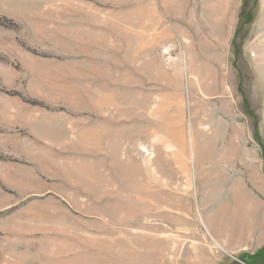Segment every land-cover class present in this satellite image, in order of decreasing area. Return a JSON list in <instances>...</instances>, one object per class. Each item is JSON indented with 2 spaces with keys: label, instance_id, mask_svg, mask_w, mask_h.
Listing matches in <instances>:
<instances>
[{
  "label": "rangeland",
  "instance_id": "1",
  "mask_svg": "<svg viewBox=\"0 0 264 264\" xmlns=\"http://www.w3.org/2000/svg\"><path fill=\"white\" fill-rule=\"evenodd\" d=\"M239 185L264 0H0V264H264Z\"/></svg>",
  "mask_w": 264,
  "mask_h": 264
},
{
  "label": "bare ground",
  "instance_id": "2",
  "mask_svg": "<svg viewBox=\"0 0 264 264\" xmlns=\"http://www.w3.org/2000/svg\"><path fill=\"white\" fill-rule=\"evenodd\" d=\"M252 167L250 168V171L252 173V177L255 179L254 182L257 183V181H259V171L256 169L255 166L253 167L254 169H252ZM238 189L239 190L241 189V185H239ZM237 194H238L239 199L245 198V201L237 203V208L234 211L235 212L234 216L237 219L236 222L239 220L240 224H242L243 226H245V228H247V229H244V232H249V233L252 231L253 225L254 227L255 225H259L260 227H262V231H263L261 233L260 239H263L264 238V212H263V216L261 214L262 213L261 211L260 212L254 211V213L251 214L252 209L248 207V203H247L248 198H250L251 196L249 197L248 193L247 194L245 193V190H240ZM251 199L253 198L251 197ZM245 208H248V209L245 210Z\"/></svg>",
  "mask_w": 264,
  "mask_h": 264
},
{
  "label": "crops",
  "instance_id": "3",
  "mask_svg": "<svg viewBox=\"0 0 264 264\" xmlns=\"http://www.w3.org/2000/svg\"><path fill=\"white\" fill-rule=\"evenodd\" d=\"M261 238V237H260Z\"/></svg>",
  "mask_w": 264,
  "mask_h": 264
}]
</instances>
